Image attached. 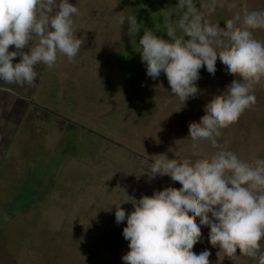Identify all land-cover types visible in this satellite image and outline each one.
Instances as JSON below:
<instances>
[{"label":"rangeland","instance_id":"obj_1","mask_svg":"<svg viewBox=\"0 0 264 264\" xmlns=\"http://www.w3.org/2000/svg\"><path fill=\"white\" fill-rule=\"evenodd\" d=\"M69 2L79 9L74 26L85 40L75 61L58 55L51 69L37 65L34 86L0 81V264H124L127 222H115L113 204L181 187L169 176L150 180L146 161L163 153L193 161L210 156L215 149L207 141L191 147L189 123L199 122L204 106L235 79L218 59L214 76L200 70V92L183 106L163 72L157 80L147 76L139 40L144 28L162 27L160 11L178 0ZM207 2L196 0L198 7ZM233 2L264 10V0H227L209 19L224 27L237 10L227 6ZM133 14L136 35L118 24L119 15ZM254 37L264 42V30ZM254 94L256 104L219 138L248 161L264 158V82ZM121 207L126 215L134 210L131 203ZM201 231L193 251L208 250L211 264H255L224 257L210 244V229Z\"/></svg>","mask_w":264,"mask_h":264},{"label":"clouds","instance_id":"obj_2","mask_svg":"<svg viewBox=\"0 0 264 264\" xmlns=\"http://www.w3.org/2000/svg\"><path fill=\"white\" fill-rule=\"evenodd\" d=\"M226 3L208 0L198 7L196 0H178L160 11L162 27L144 28L139 40L147 76L157 80L163 72L183 106L200 92V70L214 76L218 59L235 79L204 106L199 122L189 123L191 147L198 150V142L207 141L215 149L210 156L193 161L163 153L146 161L150 180L169 176L181 187H166L138 200L127 195L113 204L115 222H127L124 264H211L208 250L193 251L202 240V226L210 229L208 240L224 257L234 261L244 256L264 264V158L243 160L219 142L221 130L256 104L254 88L264 82V42L254 37L255 30H264V10L227 4L237 10L221 27L209 16ZM79 15L69 0H0V81L34 86L37 65L51 69L58 55L74 62L85 43L74 26ZM125 23L129 34L139 32L135 14L119 15L118 24ZM10 46L15 50L9 51ZM17 57L19 62L13 63ZM124 203L134 207L127 215Z\"/></svg>","mask_w":264,"mask_h":264}]
</instances>
